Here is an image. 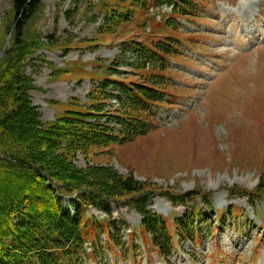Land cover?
<instances>
[{"label": "rangeland", "instance_id": "374dc122", "mask_svg": "<svg viewBox=\"0 0 264 264\" xmlns=\"http://www.w3.org/2000/svg\"><path fill=\"white\" fill-rule=\"evenodd\" d=\"M31 1L37 7L24 23L22 46H16L21 17L15 0H0V54L10 39L1 66L10 75L18 67L31 80L29 94L47 125L78 111L121 135L112 118L126 108L106 80L146 82L152 70L139 68L136 42L150 45L170 35L184 46L176 45L183 55H169L170 69L161 71L172 80L162 87L171 105H160L147 119L146 135L97 140L76 152L78 145L66 136L57 150L81 171L108 168L145 184L143 191L153 189L147 210L166 219L172 254L160 257L150 245L141 216L126 202L129 193L110 201L116 228L88 221L87 235L100 234L93 256L82 257L81 264H264V0H252L261 10L254 22L242 12L251 0H198L207 1V8L195 4L202 16H184L194 22L179 21L182 27L171 30H159L146 8L122 0ZM131 8L130 20L120 16ZM12 57L19 61L10 63ZM50 180L64 193L63 183ZM180 223L194 225L191 241L181 240ZM108 229L111 240L102 233Z\"/></svg>", "mask_w": 264, "mask_h": 264}, {"label": "trees", "instance_id": "16d2710c", "mask_svg": "<svg viewBox=\"0 0 264 264\" xmlns=\"http://www.w3.org/2000/svg\"><path fill=\"white\" fill-rule=\"evenodd\" d=\"M122 1L143 8L148 2L157 6L174 5L181 16L190 15L195 8L191 0ZM15 6L21 19L15 26L14 43L22 46L24 23L37 5L31 0H15ZM122 11L120 16H128L127 20L134 15L132 8ZM176 45L179 41L172 36L153 40L150 45L136 42L133 48L140 59L139 68L150 66L152 70L146 75V82L106 80L119 89L116 96L126 108L112 118L121 125V135L114 134L112 126L87 122L83 118L85 114L78 111H69L57 123L47 125L29 94L31 80L18 67L16 70L12 67L15 72L10 75L9 69H2L4 63L1 66L0 62V264H79L87 237L84 220L87 206L111 214L110 201L129 193L133 196L126 202L142 215V227L151 235L150 244L161 255H169L173 236L166 219L147 210L154 196L153 189L143 191L145 184L108 168L81 171L57 150L66 136H71L72 142L78 145L73 151L76 152L97 140L107 144L126 141L124 138L129 135H146L147 119L155 116L158 104L164 101L167 91L162 87L169 79L161 71L169 69L168 57L176 54ZM18 57L9 59L10 63L16 64ZM50 178L63 183L62 194L72 197L79 193L72 201L76 217L65 207ZM180 224L183 225L179 228L182 239L192 237L189 230L193 232L194 225Z\"/></svg>", "mask_w": 264, "mask_h": 264}, {"label": "bare ground", "instance_id": "6f19581e", "mask_svg": "<svg viewBox=\"0 0 264 264\" xmlns=\"http://www.w3.org/2000/svg\"><path fill=\"white\" fill-rule=\"evenodd\" d=\"M250 4H251V6L250 7H252V10H253V8H254V10H256L255 8H256V6L257 5H259L257 2H255V1H252V2H250ZM250 4H248V5H250ZM248 6H246L245 7V9H246V11H242L243 12V14L244 15H247V11H248V13H253L252 11H249V8H247ZM251 9V8H250ZM252 15L253 14H250V19H252ZM248 16V15H247ZM256 20V19H255ZM253 31V30H252ZM244 32H247V33H250V34H253L251 31H249L248 29H245V31ZM250 35L248 34V35H246L245 37H249ZM255 37V36H254ZM244 39H246V38H244Z\"/></svg>", "mask_w": 264, "mask_h": 264}, {"label": "water", "instance_id": "95a60500", "mask_svg": "<svg viewBox=\"0 0 264 264\" xmlns=\"http://www.w3.org/2000/svg\"><path fill=\"white\" fill-rule=\"evenodd\" d=\"M8 45H9V40L7 41V43H6V45L4 46L3 50L1 51V54H0V61H1V59L4 57V55H5V51H6L7 47H8Z\"/></svg>", "mask_w": 264, "mask_h": 264}]
</instances>
